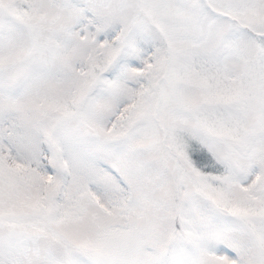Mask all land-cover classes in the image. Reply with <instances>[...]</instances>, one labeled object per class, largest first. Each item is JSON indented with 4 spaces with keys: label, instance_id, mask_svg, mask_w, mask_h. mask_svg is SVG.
I'll use <instances>...</instances> for the list:
<instances>
[{
    "label": "snow or ice",
    "instance_id": "6c2138e0",
    "mask_svg": "<svg viewBox=\"0 0 264 264\" xmlns=\"http://www.w3.org/2000/svg\"><path fill=\"white\" fill-rule=\"evenodd\" d=\"M0 264H264V0H0Z\"/></svg>",
    "mask_w": 264,
    "mask_h": 264
}]
</instances>
